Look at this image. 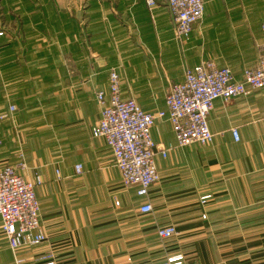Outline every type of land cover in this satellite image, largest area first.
I'll use <instances>...</instances> for the list:
<instances>
[{"label": "crops", "instance_id": "obj_1", "mask_svg": "<svg viewBox=\"0 0 264 264\" xmlns=\"http://www.w3.org/2000/svg\"><path fill=\"white\" fill-rule=\"evenodd\" d=\"M263 20L264 0H204L202 20L180 47L166 0L151 10L143 0H0V109L16 107L0 121V168L17 166L22 153L26 169L17 174L42 180L35 194L47 240L19 254L24 264H38L45 251L57 264L172 256L264 264V89L215 101L207 146L178 148L170 124L156 122L155 144L174 148L155 158L160 179L147 199L123 187L109 148L91 135L100 119L94 94L106 90L111 70L124 99L164 111L168 86L203 60L241 80L257 61ZM145 201L151 214L138 212ZM167 226L177 234L161 242L157 229ZM0 264H14L2 234Z\"/></svg>", "mask_w": 264, "mask_h": 264}, {"label": "built area", "instance_id": "obj_2", "mask_svg": "<svg viewBox=\"0 0 264 264\" xmlns=\"http://www.w3.org/2000/svg\"><path fill=\"white\" fill-rule=\"evenodd\" d=\"M143 1L150 10L156 6V0ZM166 6L173 22L174 40L183 47L190 40L194 26L203 18L204 0H166ZM261 33L257 61L243 70L241 80L234 78L229 67L220 68L213 60H203L185 68L181 82L169 85L164 97V111L145 112L134 99H124L119 74L115 70L109 72L106 90L94 94L100 119L92 127L91 135L103 139L109 148L123 187H135L136 195L147 199L149 188L159 182L155 158H166L174 147L160 148L155 144L151 130L156 122L170 124L178 148L195 144L207 146L213 142L207 118L215 101L226 102L264 89V20ZM2 35L0 32V37ZM15 111L16 107L9 105L0 113V121L10 119ZM231 134L235 141L239 140L236 128ZM17 169H26L22 153L17 166L0 168V234L7 241L13 263L24 264L19 254L40 247L46 242L47 235L40 222V204L35 194L42 180L38 176L33 180L24 178L17 174ZM81 169L80 165L75 166L77 174ZM210 198L211 195H205L200 201L205 204ZM138 212L151 214L153 207L145 201L138 207ZM156 233L161 242L177 234L173 226L158 228ZM181 259L182 256H172L154 264H182ZM34 262L57 264V255L45 251L36 256Z\"/></svg>", "mask_w": 264, "mask_h": 264}, {"label": "trees", "instance_id": "obj_3", "mask_svg": "<svg viewBox=\"0 0 264 264\" xmlns=\"http://www.w3.org/2000/svg\"><path fill=\"white\" fill-rule=\"evenodd\" d=\"M90 1V4H94L95 3V0H89ZM81 17H84L85 15L81 14L80 15ZM71 16L70 14L67 12V19H69Z\"/></svg>", "mask_w": 264, "mask_h": 264}, {"label": "rangeland", "instance_id": "obj_4", "mask_svg": "<svg viewBox=\"0 0 264 264\" xmlns=\"http://www.w3.org/2000/svg\"><path fill=\"white\" fill-rule=\"evenodd\" d=\"M168 88H169V86H168ZM168 88H167V89H168ZM165 93H166V92H165ZM2 111H3V110H2V109H0V113H1Z\"/></svg>", "mask_w": 264, "mask_h": 264}]
</instances>
